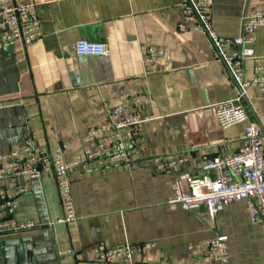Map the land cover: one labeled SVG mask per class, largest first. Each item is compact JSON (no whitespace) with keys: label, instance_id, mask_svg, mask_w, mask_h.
Listing matches in <instances>:
<instances>
[{"label":"crops","instance_id":"0c3cea01","mask_svg":"<svg viewBox=\"0 0 264 264\" xmlns=\"http://www.w3.org/2000/svg\"><path fill=\"white\" fill-rule=\"evenodd\" d=\"M14 1L35 3L41 36L29 44L0 42V154L31 137L50 150L66 145L63 156L70 160L93 146L82 137L105 121L116 102L111 90L130 78L143 94L142 114L152 118L140 125L145 147L135 146L130 165L70 169L72 222L57 221L61 205L52 175L0 183V193L25 187L15 218L31 223L0 234V264H89L97 245L150 241L154 246L134 254L135 263L220 264L188 248L215 234L227 236L228 264H264V226L251 223L245 201L228 203L214 220L203 206L184 210L169 202L175 176L200 173L213 155L233 152L246 125L219 126L214 104L234 98L237 88L205 34L192 22L179 27L181 0ZM210 6L213 28L234 36L242 13L264 8V0H210ZM82 38L105 43L108 53L76 54ZM141 44L166 49L168 65L145 73ZM252 46L247 77L264 64V26ZM245 106L262 131L264 150V92L248 88ZM181 157L180 165L158 168Z\"/></svg>","mask_w":264,"mask_h":264},{"label":"built area","instance_id":"2783aa9c","mask_svg":"<svg viewBox=\"0 0 264 264\" xmlns=\"http://www.w3.org/2000/svg\"><path fill=\"white\" fill-rule=\"evenodd\" d=\"M183 8L180 28L192 22V28L205 34L216 58L221 61L237 88L232 99L214 104L216 120L220 127L246 122L240 144L231 153L216 154L203 162L200 173L180 171L174 178L170 203L179 204L184 210L203 206L206 215L214 220L224 206L234 201H245L251 223L264 226V150L262 131L254 119L249 117L245 100L250 87L264 92V64H255L247 77L244 63L255 57L252 43L255 32L264 26V8L244 11L240 18L239 33L224 36L212 26L210 0H181ZM41 36V20L35 3H21L14 0H0V42L19 40L29 44ZM74 49L78 55L101 56L108 53L105 43L78 39ZM140 55L145 73L168 65V52L164 48L141 44ZM116 102L111 104L103 123L92 127L82 137L84 146L70 160H65L62 144L55 150L38 145L31 137L18 147L0 154V183L7 178L28 175L32 178L50 174L55 178L61 205L58 222L69 223L77 215L72 201L69 171L73 167L82 169L96 164H131L135 146L145 147V138L140 125L152 118L142 114L143 94L133 78L123 86L111 90ZM224 150L226 148L224 147ZM186 161V157L166 159L159 169L174 167ZM25 187H16L0 193V234L26 228L31 223L17 222L16 198ZM227 236L215 234L195 245H189L197 257L215 258L220 264H228ZM154 246L153 242L124 243L113 247L95 246L89 264H109L122 260L125 264H159L152 261L135 263L133 256Z\"/></svg>","mask_w":264,"mask_h":264}]
</instances>
